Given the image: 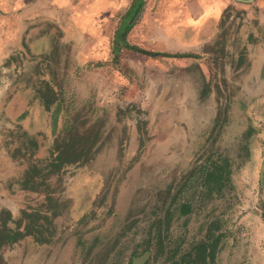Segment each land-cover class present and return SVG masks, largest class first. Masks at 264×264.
I'll return each instance as SVG.
<instances>
[{
    "label": "rangeland",
    "instance_id": "1",
    "mask_svg": "<svg viewBox=\"0 0 264 264\" xmlns=\"http://www.w3.org/2000/svg\"><path fill=\"white\" fill-rule=\"evenodd\" d=\"M90 3L73 2L72 10ZM149 3L94 1L95 11H104L97 21L87 13L77 47L54 32L41 66L56 90L46 113L50 137L18 122L0 125V220L14 236L0 243V264H129L145 250L143 264H162L169 250L179 257L211 235L218 240L204 264L264 260L249 258L258 251L249 248L251 234L264 233V134L259 174L250 158L256 111L248 96L236 95L246 55L264 42V29L250 20L253 29L241 28L239 11L230 18L224 12L212 22L217 30L206 52L213 57L199 60L207 64L202 80L188 70L197 60L177 55L174 31L168 38L154 33L179 17L155 13ZM95 23L107 27L96 31ZM90 126L95 144L75 152L90 158L51 173L54 136L63 127L76 134ZM223 160L228 173L217 188L203 174ZM21 189L45 198L35 207ZM182 202L190 210L178 215Z\"/></svg>",
    "mask_w": 264,
    "mask_h": 264
},
{
    "label": "crops",
    "instance_id": "2",
    "mask_svg": "<svg viewBox=\"0 0 264 264\" xmlns=\"http://www.w3.org/2000/svg\"><path fill=\"white\" fill-rule=\"evenodd\" d=\"M86 1L0 0V125L18 122L29 133L40 132L50 137L52 124L46 119V113L55 100L56 90L48 73L41 66L47 61L45 54L51 51L55 42L54 32H61L59 42L77 47L81 41V31L88 29L86 20L82 24L87 13L95 15L96 21L98 16L100 17V12L104 9L97 13L94 1L96 3L101 0H90L89 9L78 12L72 10L73 2L79 7L85 5ZM143 1H150V9L154 8L155 13L162 14V10H165L163 15L170 12L179 17V22L172 28L154 27V33L159 37L168 38V33L174 31L177 38L174 45L177 55L197 60V65L188 70L197 73L202 80L207 78V64L204 63L202 66L199 60L202 58L204 60L205 57L209 60V57H213L211 52H206L207 45L213 43L210 40L211 36L217 30L212 22L217 21L224 12L229 13L230 18L233 16L231 12L239 11L236 15L241 14V21L244 22L241 28L249 26L253 29L252 24H247L250 20L260 30L264 29V0ZM85 6L89 7L87 4ZM141 9L142 6L139 13ZM207 20L208 24L205 23ZM94 27L96 31L102 32L107 26L104 23H95ZM129 29L130 27L126 32ZM73 32L75 34L72 36ZM246 56H248L246 64L249 63V66L240 79L236 95L248 96L256 111V120L253 122L256 132L253 136L250 158L255 161L260 174L259 139L261 134H264V42L257 43ZM238 60L240 54L237 52L235 63ZM188 70L185 67L181 68L182 73ZM42 94L47 96V100L41 98ZM21 192L19 194L22 196L25 192L24 196L28 197V201H32L34 206L40 203V198L41 200L45 198V195H40L39 190L21 189ZM6 210L9 213L10 209ZM263 234L256 232L251 234L253 242L249 248L255 247L258 251L249 258L264 257ZM251 260L252 264H264V260L255 261L252 258Z\"/></svg>",
    "mask_w": 264,
    "mask_h": 264
},
{
    "label": "trees",
    "instance_id": "3",
    "mask_svg": "<svg viewBox=\"0 0 264 264\" xmlns=\"http://www.w3.org/2000/svg\"><path fill=\"white\" fill-rule=\"evenodd\" d=\"M92 126L83 127L80 131L70 133L69 129L63 127L53 138V144L49 149L48 165L51 173L55 174L60 171L64 166L78 164L88 160L90 157L75 153L76 151L87 152L96 142V130L92 131ZM90 136V137H89ZM79 146V148H77ZM225 160L222 163H212L210 171L203 174L204 180H211L216 184L217 188L222 182L224 176ZM226 173L228 171L225 170ZM190 207L188 203L182 202L176 207L178 215H183L189 212ZM3 230L0 234V243L11 242L14 236L11 235L6 229L5 219L0 220ZM210 241L198 240L191 243L190 250L179 257L175 255L174 250H169V254L165 257L162 264H204L209 259L212 260L214 256V249L218 240L217 235H211ZM162 240V238H161ZM158 240V244H161ZM160 247V246H159ZM177 248V247H176ZM175 248V249H176ZM146 249V248H145Z\"/></svg>",
    "mask_w": 264,
    "mask_h": 264
},
{
    "label": "water",
    "instance_id": "4",
    "mask_svg": "<svg viewBox=\"0 0 264 264\" xmlns=\"http://www.w3.org/2000/svg\"><path fill=\"white\" fill-rule=\"evenodd\" d=\"M126 27L127 26H125V29H126ZM125 29H123V33H124ZM122 41H123V37H122ZM263 164H264V161H263ZM149 254H150V251L149 250H145L139 255L132 256L130 258V263L129 264H143L145 262V260L148 258Z\"/></svg>",
    "mask_w": 264,
    "mask_h": 264
}]
</instances>
